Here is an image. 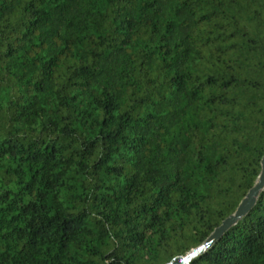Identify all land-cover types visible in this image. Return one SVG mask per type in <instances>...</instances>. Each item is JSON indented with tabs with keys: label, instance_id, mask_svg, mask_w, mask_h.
Masks as SVG:
<instances>
[{
	"label": "trees",
	"instance_id": "16d2710c",
	"mask_svg": "<svg viewBox=\"0 0 264 264\" xmlns=\"http://www.w3.org/2000/svg\"><path fill=\"white\" fill-rule=\"evenodd\" d=\"M264 157V0H0V264H166ZM189 264H264V189Z\"/></svg>",
	"mask_w": 264,
	"mask_h": 264
},
{
	"label": "water",
	"instance_id": "95a60500",
	"mask_svg": "<svg viewBox=\"0 0 264 264\" xmlns=\"http://www.w3.org/2000/svg\"><path fill=\"white\" fill-rule=\"evenodd\" d=\"M264 189V157L262 159V171L259 175L255 185L249 190L247 195L243 198L239 204L237 210L226 218L221 226L215 229V231L198 247L192 249L186 255H180L173 258L166 264H189V262L197 255L202 254L207 250L216 240L226 233L232 226L249 212L253 205L256 203L258 197Z\"/></svg>",
	"mask_w": 264,
	"mask_h": 264
}]
</instances>
